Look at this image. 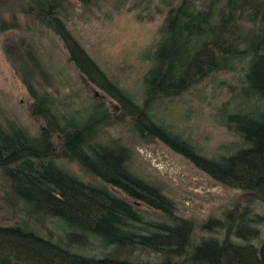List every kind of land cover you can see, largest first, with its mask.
<instances>
[{"label": "trees", "instance_id": "1", "mask_svg": "<svg viewBox=\"0 0 264 264\" xmlns=\"http://www.w3.org/2000/svg\"><path fill=\"white\" fill-rule=\"evenodd\" d=\"M102 1L23 0L24 25L12 13L11 20L0 19L1 32L22 31L18 47L8 45V53L22 68L35 117L46 124L36 137L14 124L0 128L6 187L1 204L15 217L0 222V264H264L263 215L235 205L201 225L180 216L163 187L137 171L133 150L107 137L117 122L104 101L61 109L60 99L48 92L56 78L41 43L46 36L58 38L85 85L115 100L119 120L129 119L143 143L161 142L218 184L264 200V0H156L154 10L165 12V19L149 53L142 105L106 74L71 29L76 8L90 11ZM241 64L245 90L262 106L226 115L234 140L221 153L208 156L156 121L154 104L180 98ZM64 159L93 180L69 170ZM198 232L207 236L198 238Z\"/></svg>", "mask_w": 264, "mask_h": 264}, {"label": "rangeland", "instance_id": "2", "mask_svg": "<svg viewBox=\"0 0 264 264\" xmlns=\"http://www.w3.org/2000/svg\"><path fill=\"white\" fill-rule=\"evenodd\" d=\"M6 1L9 0H0V19L11 20L12 13L24 25L23 0H15L14 4L13 0L9 1L11 4ZM158 3L156 0L152 5L146 0H121L119 4V0H103L100 8L94 7L90 11L76 8L70 25L91 57L139 105L145 98L144 78L151 67L149 53L153 51L165 19V12L158 14L154 10ZM21 36L22 31L3 33L0 30V128L14 124L36 137L46 124L35 117L33 98L24 83L22 68L16 62L15 54L8 53L7 47H18ZM41 43L42 56L56 78L48 92L60 99L61 109L83 110L94 98L104 101L117 122L107 131V137L118 139L133 150L137 171L148 181L163 187L177 204L180 216L201 225L211 217L221 218L235 205H248L264 216V200L260 197L218 184L161 142L143 143L129 119L119 120V104L96 88L85 85L58 38L46 36ZM244 76L245 64H241L232 73L212 76L180 98L162 100L152 106L155 119L183 134L206 155L215 157L221 153V147L234 140L225 126L226 115L236 108L250 112L262 106V101L252 100L247 94ZM62 163L75 174L84 176L76 163L65 159ZM3 188L6 187L0 176V222L11 223L15 217L1 204ZM111 190L135 203L123 193ZM140 207L147 210L143 205ZM202 236L207 233L198 232L197 237Z\"/></svg>", "mask_w": 264, "mask_h": 264}]
</instances>
